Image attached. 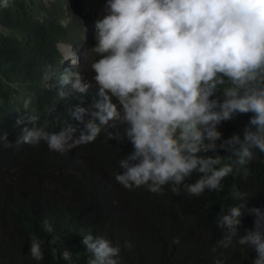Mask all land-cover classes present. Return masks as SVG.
Returning a JSON list of instances; mask_svg holds the SVG:
<instances>
[{
  "label": "clouds",
  "instance_id": "9594fccd",
  "mask_svg": "<svg viewBox=\"0 0 264 264\" xmlns=\"http://www.w3.org/2000/svg\"><path fill=\"white\" fill-rule=\"evenodd\" d=\"M104 7L107 14L97 21L79 9L70 21L69 15L61 21L69 27L77 17L87 29V56L100 57L91 65L97 85L91 102L70 110L78 123L50 133L38 126V115L26 111L15 122L22 126L15 143L44 141L49 150L63 154L94 142L105 130L109 139L132 145L115 177L125 188L146 186L160 194L170 185L174 192L183 187L195 196L221 190L233 166L217 168L219 157L200 153L222 149L237 156L240 166L252 158V149L264 153V0H106ZM62 43L69 54L58 48L73 72L65 70L60 82L86 94L92 87L86 64L71 44ZM248 113L243 139L240 134L222 139L218 127ZM121 125H127L123 134ZM0 140L8 141L7 135ZM194 173L201 178L186 182ZM241 217L240 206L222 216L218 226L224 236L218 244L227 247L235 236L242 253L255 251L253 264H264V211L251 210L247 222ZM43 229L53 231L47 220ZM82 243L91 253L88 264H118L120 248L110 240L88 235ZM29 252L37 261L44 258L36 239ZM71 255L68 250L61 254L69 264Z\"/></svg>",
  "mask_w": 264,
  "mask_h": 264
},
{
  "label": "trees",
  "instance_id": "16d2710c",
  "mask_svg": "<svg viewBox=\"0 0 264 264\" xmlns=\"http://www.w3.org/2000/svg\"><path fill=\"white\" fill-rule=\"evenodd\" d=\"M105 4L8 0L4 7L0 0V135L8 138L0 140V264H69L61 256L65 250L72 254L71 264H88L91 253L82 243L88 235L118 246V264H253L255 251L242 253L235 236L227 247L218 244L224 236L218 225L233 206L242 207L241 222L248 221L253 209L264 211V153L259 150L252 149V158L243 166L222 149L200 153L219 157L216 167L231 164L233 172L221 181V190L206 189L195 196L183 187L174 192L170 185L160 194L146 186L125 188L115 177L132 145L127 139H109L105 130L94 142L63 154L49 150L44 141L35 146L15 143L22 129L15 122L26 111L38 115V126L50 133L78 123L70 110L91 102L97 87L91 65L100 57L96 52L87 56V29L77 17L69 27L61 21L77 9L97 21L104 16ZM61 41L71 44L86 64L92 85L86 94L60 82L65 70L73 72L58 48ZM61 91L67 94L61 96ZM251 115L223 122L218 127L222 139L235 134L243 139ZM126 127L119 126V132ZM200 178L194 173L186 182ZM234 192L241 197L234 199ZM44 220L52 226L51 233L44 231ZM32 239L41 243L42 260L30 255Z\"/></svg>",
  "mask_w": 264,
  "mask_h": 264
},
{
  "label": "bare ground",
  "instance_id": "6f19581e",
  "mask_svg": "<svg viewBox=\"0 0 264 264\" xmlns=\"http://www.w3.org/2000/svg\"><path fill=\"white\" fill-rule=\"evenodd\" d=\"M60 46L63 48V50H65V52L67 54H69V51L67 50L69 47L67 45H65L64 43L60 44Z\"/></svg>",
  "mask_w": 264,
  "mask_h": 264
},
{
  "label": "rangeland",
  "instance_id": "374dc122",
  "mask_svg": "<svg viewBox=\"0 0 264 264\" xmlns=\"http://www.w3.org/2000/svg\"><path fill=\"white\" fill-rule=\"evenodd\" d=\"M103 14H104V15L107 14L105 7H104V12H103ZM70 19H72V14H70V15L68 16L67 21H70ZM89 62H90V61H89ZM76 64H77V63H76ZM78 65H80L79 62H78Z\"/></svg>",
  "mask_w": 264,
  "mask_h": 264
},
{
  "label": "water",
  "instance_id": "95a60500",
  "mask_svg": "<svg viewBox=\"0 0 264 264\" xmlns=\"http://www.w3.org/2000/svg\"><path fill=\"white\" fill-rule=\"evenodd\" d=\"M58 47H59V48H60V50L62 51V48H61L60 44L58 45Z\"/></svg>",
  "mask_w": 264,
  "mask_h": 264
}]
</instances>
